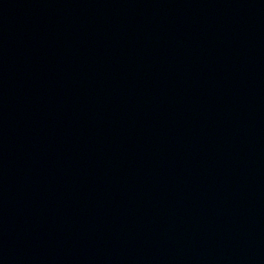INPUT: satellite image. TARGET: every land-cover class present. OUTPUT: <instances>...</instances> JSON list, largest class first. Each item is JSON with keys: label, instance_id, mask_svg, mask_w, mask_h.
<instances>
[{"label": "water", "instance_id": "obj_1", "mask_svg": "<svg viewBox=\"0 0 264 264\" xmlns=\"http://www.w3.org/2000/svg\"><path fill=\"white\" fill-rule=\"evenodd\" d=\"M0 264H264V0H0Z\"/></svg>", "mask_w": 264, "mask_h": 264}]
</instances>
